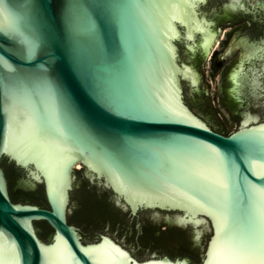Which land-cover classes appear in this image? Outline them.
I'll use <instances>...</instances> for the list:
<instances>
[{
	"label": "water",
	"instance_id": "obj_1",
	"mask_svg": "<svg viewBox=\"0 0 264 264\" xmlns=\"http://www.w3.org/2000/svg\"><path fill=\"white\" fill-rule=\"evenodd\" d=\"M207 1L0 0V264H264V63L245 69L264 41L223 88L208 56L197 71L181 62L180 39L206 54L217 40ZM188 78L207 100L197 110ZM3 157L48 207L11 199ZM81 169L122 211L188 229L192 246L139 259L112 237H125L119 219H76L83 239L68 221ZM42 221L52 230L39 236Z\"/></svg>",
	"mask_w": 264,
	"mask_h": 264
},
{
	"label": "flooded vegetation",
	"instance_id": "obj_2",
	"mask_svg": "<svg viewBox=\"0 0 264 264\" xmlns=\"http://www.w3.org/2000/svg\"><path fill=\"white\" fill-rule=\"evenodd\" d=\"M228 1L229 0H208L199 8L200 14H204L208 19L212 21L211 27L216 31L217 41L216 43L214 42L212 44L209 53L206 54L200 47L196 48L195 50H192L191 48H189V46L191 43H194L193 41L185 42L184 39H180V46L183 47V51L180 49L179 53L181 57V62L191 64L196 69V64L203 62V60L207 56H209L208 59H210L211 63L210 72L213 73L217 69H220L222 72L220 82L221 88H223V86H225V84L227 83V71L229 70V68L232 67L234 62L239 57L240 53L246 50L248 44H262L264 41V0H240V3L243 5V8H241V6L239 5L235 9L229 11V13L223 9V5ZM227 27L231 28L228 30ZM181 30L184 33L185 28L181 27ZM199 38L200 34L198 33L196 35V40H198ZM227 57H231V60L222 64L224 59ZM256 58L257 56L251 58L250 60H246L245 69L249 68V66H256L261 68L262 64L264 63V59L257 60ZM191 60H195V62L188 63ZM198 84L195 85L191 83L189 78L183 80V88L186 95L185 98H188V96H190L191 102H189V105L191 106V108L194 109H196L193 106L195 103L204 102L205 104H207V100H201L200 97L197 96L198 91H193L192 94H190V89L194 87L199 89ZM220 97L223 103L230 106L228 99L222 94V92ZM209 125L218 132H227L221 127H217L211 123H209ZM1 165L5 171L11 199L13 200L15 198L14 201H32V199L26 197L23 193H36L38 188H40V186L42 185L39 184L34 189L25 188L20 183V181L26 177V171L24 169L16 166L15 163L13 161H10L7 157L2 158ZM80 173L81 177L80 179H78L80 180L79 185L75 184L70 192L71 213L74 209L78 207V201L76 200L75 202H73L72 199L73 190L76 189L80 191L85 181L87 182L88 187H90L92 190L97 191L99 194L107 192V198L110 203H112L116 208H118L114 204L113 193L109 189L103 186H98L96 184H91L85 177L83 169H81ZM14 193H18L19 195L15 197V195H13ZM39 205L48 207L45 204ZM118 209L120 210V216L118 218L119 221L117 223V226L122 233L124 232L125 237L122 239H118L114 235H112V237L118 242H120L122 245H124L137 258L142 259L144 257L150 256L152 253H156L152 249L154 247L158 249L161 243L173 242L176 243L178 246H181L180 237L177 235L179 231L183 232V238L185 237V239L189 242L190 246H192L188 229L181 228L175 225H168L162 220H155L149 210H140L137 212V214L131 215L128 211H122L120 208ZM69 217L70 215H68V221L70 223H74L80 228L77 223L71 222ZM107 223L109 225L111 224L109 220H107ZM39 233L40 231H38V234ZM80 234L84 239L81 228ZM125 240H130L133 245L126 244ZM130 246H132L133 248ZM141 252L145 253V256L142 257L141 255H138Z\"/></svg>",
	"mask_w": 264,
	"mask_h": 264
},
{
	"label": "trees",
	"instance_id": "obj_3",
	"mask_svg": "<svg viewBox=\"0 0 264 264\" xmlns=\"http://www.w3.org/2000/svg\"><path fill=\"white\" fill-rule=\"evenodd\" d=\"M228 133V132H226ZM87 182L85 181L80 189V195L77 198L78 207L73 210L72 215L69 217L71 222L76 223V219L89 220L93 223H98L100 220H109L110 222H114L120 216V210L116 208L110 201L107 196L108 193L104 192L103 194H99L97 191L92 190L87 186ZM26 197L32 199L33 202L38 204H45L47 202L44 196L43 187L40 186L37 192H24ZM16 197V193H14ZM15 200V198L13 199ZM43 231L39 233L40 236H43L47 233V231H51V227L43 222ZM183 232H178L177 235L180 237V244L183 248L185 245L189 244V242L183 238ZM163 244V243H162ZM164 244H168L165 242ZM200 261V260H199ZM198 261V262H199Z\"/></svg>",
	"mask_w": 264,
	"mask_h": 264
},
{
	"label": "rangeland",
	"instance_id": "obj_4",
	"mask_svg": "<svg viewBox=\"0 0 264 264\" xmlns=\"http://www.w3.org/2000/svg\"><path fill=\"white\" fill-rule=\"evenodd\" d=\"M231 27H227V29L229 30ZM216 43V42H215ZM209 57V56H208ZM208 57H207V60H206V62H207V67H206V76H207V74H208V68H209V59H208Z\"/></svg>",
	"mask_w": 264,
	"mask_h": 264
},
{
	"label": "snow or ice",
	"instance_id": "obj_5",
	"mask_svg": "<svg viewBox=\"0 0 264 264\" xmlns=\"http://www.w3.org/2000/svg\"><path fill=\"white\" fill-rule=\"evenodd\" d=\"M225 187H226V185H225ZM221 251H222V254H223L225 250H221ZM217 264H221V262L218 260Z\"/></svg>",
	"mask_w": 264,
	"mask_h": 264
},
{
	"label": "bare ground",
	"instance_id": "obj_6",
	"mask_svg": "<svg viewBox=\"0 0 264 264\" xmlns=\"http://www.w3.org/2000/svg\"><path fill=\"white\" fill-rule=\"evenodd\" d=\"M217 41V40H216Z\"/></svg>",
	"mask_w": 264,
	"mask_h": 264
}]
</instances>
